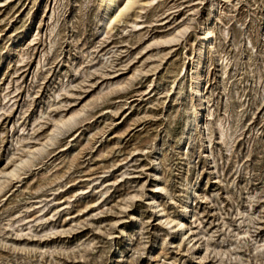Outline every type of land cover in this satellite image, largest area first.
Here are the masks:
<instances>
[{"label":"rangeland","instance_id":"374dc122","mask_svg":"<svg viewBox=\"0 0 264 264\" xmlns=\"http://www.w3.org/2000/svg\"><path fill=\"white\" fill-rule=\"evenodd\" d=\"M214 1L0 0V264H264V0Z\"/></svg>","mask_w":264,"mask_h":264},{"label":"bare ground","instance_id":"6f19581e","mask_svg":"<svg viewBox=\"0 0 264 264\" xmlns=\"http://www.w3.org/2000/svg\"><path fill=\"white\" fill-rule=\"evenodd\" d=\"M206 1V0H205ZM137 2V0H122V2L119 4L118 0H101L103 9L101 12V19L105 20L108 19L110 22L115 21H121L124 14L128 13V10L132 8V6ZM216 2L214 0H211V6H215ZM100 7V6H99ZM216 9V8H215ZM127 11V12H126ZM130 11V10H129ZM215 14V13H214ZM205 17V16H204ZM101 22V21H100ZM108 22L106 21V24ZM116 23V22H115ZM212 23V22H211ZM185 25V24H184ZM202 26V25H201ZM206 27V26H205ZM204 36L201 39V43L198 48H196L195 56L193 58L192 62V71L190 73V79L192 82L193 90H199V85L201 81V70H202V64L205 58V51L207 44L211 41V28L206 27L204 29ZM184 32V28L176 29L173 33V38H177L181 36ZM201 37V36H200ZM210 46V45H208ZM214 52V51H213ZM214 55V54H213ZM209 59V58H208ZM187 63V62H186ZM187 66V65H186ZM184 70V69H183ZM182 70V71H183ZM204 70V69H203ZM182 74V72H181ZM204 80V79H203ZM204 82V81H203ZM191 87V86H190ZM202 91V90H201ZM204 94V93H203ZM195 98V97H194ZM197 98V97H196ZM205 100V99H204ZM198 107V106H197ZM196 109V108H195ZM198 112V111H197ZM201 116V115H200ZM203 119V118H202ZM190 120L189 123L193 122ZM64 125V123H63ZM65 125L69 126V124L65 123ZM62 128V127H61ZM64 128V127H63ZM70 128V127H69ZM188 129V128H187ZM66 130V129H65ZM62 131V130H58ZM64 131V130H63ZM153 208V207H152ZM177 227V226H175Z\"/></svg>","mask_w":264,"mask_h":264}]
</instances>
